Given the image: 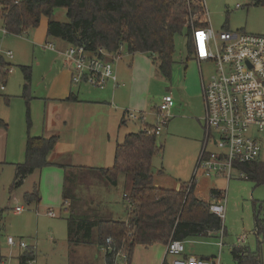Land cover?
<instances>
[{
	"label": "rangeland",
	"instance_id": "374dc122",
	"mask_svg": "<svg viewBox=\"0 0 264 264\" xmlns=\"http://www.w3.org/2000/svg\"><path fill=\"white\" fill-rule=\"evenodd\" d=\"M203 1L206 19L214 31L224 29L231 32L244 31L252 34H264V6H254L251 4V0ZM237 4L240 7L237 8ZM52 19L66 22L68 19L65 9L55 8ZM47 21V17H41L40 24L36 28L30 29L21 35L3 34L0 24V55L13 65V73L7 75V82H5L8 102L4 101L2 95L0 96V109L4 112L8 111L10 116V121L7 123L9 128L14 125H24L27 108H29L31 128L38 129V131L41 129L44 120H53V113L60 111L59 106H52V112L44 118V107L43 102H41V97L51 96H47V94L53 91V88H57L58 79L63 74L61 70L65 66L63 64L64 56L59 51L64 50L61 49L64 46L63 44L66 43L47 36ZM45 41L46 43H52L55 50L43 47ZM7 50H10L13 54L11 59L4 54ZM121 57L120 65L123 74L128 73L126 70L128 66L133 65L135 67L132 81L124 83L123 87L115 91L123 95L122 109H117L118 113L111 122L110 117L109 119L106 118L107 115L104 114V110L93 113L88 112L79 127L75 128V132L83 141L88 142L91 140L97 143L101 139L105 140L106 135L109 133L111 135V145H113L115 140L120 142L123 135L128 131L136 132L142 126L139 121H128L126 125L118 129L120 117L117 119V116L118 114L121 116L122 110L136 112L134 111L135 100L137 98L140 101L143 100L144 107L139 108V110L143 109V112L147 114L146 124L153 126L155 116L148 115V113L152 111L154 113L162 96L171 93L175 104L173 111L176 107H179V111L169 114L166 130L163 129L156 137L159 150L152 158V171L156 183L168 189H175L178 181H182L180 184L190 181L198 157V155H193L192 149L197 128L192 120L187 117L185 103L181 102L187 101L186 86L189 92L195 89L197 91L201 90L198 65L193 56H191L193 60L188 58L183 34H177L174 38V63L169 79L164 78L159 73L156 64L152 63L147 54L136 53L131 59L123 50ZM21 66H29L31 69L29 96L32 98L28 99V106L22 97L25 78ZM201 69L203 76L207 78L212 73L213 66L210 63H202ZM83 87V90L87 88L99 91L87 86ZM3 91L0 93L2 94ZM197 99H200V105ZM197 99L196 96L191 97L190 105L192 107L193 104L199 105L196 108L199 111L200 107L203 108V102L201 98ZM103 104L108 105L107 103ZM18 118L21 122H18ZM60 123L63 124V122H55V127L60 128L59 131L55 132L61 134L63 139L70 137L69 128L72 129L74 134V127L71 128L70 126L71 121H68L65 127L68 132L64 133L60 131L62 129ZM203 134L202 128L201 140ZM260 140V160L264 161V134L260 135ZM23 158L24 155L20 162ZM112 158L113 155L59 156L58 161L65 163L69 171L74 173L76 187H74V184H71V186L74 187V209L79 213L90 207L95 209L105 203L111 206L112 211L118 214L123 213L124 205L121 202V196L128 188L125 186L124 175L119 177L116 186H111L103 180L101 181L98 176L81 175V172L74 167V164H79L94 168H107L112 165ZM13 176L14 167L5 166L4 170L0 171V208H4L2 219H0V254L9 258V264H17L15 257L24 248L8 245L6 239L12 237L23 241L27 246L25 250L30 248L35 252V264H69L68 260H74V254L70 255V259L67 256L68 244L66 242L65 218L68 212L61 208V198L58 196L57 202H54V194L42 195L38 205H26L23 194L31 190L33 182L29 177L28 180L25 179L26 181L21 186L10 191ZM217 177L220 178L205 176L202 169L198 168L195 176V192L199 196L209 198L211 189L215 187L222 188L225 197V200H223L225 212L222 219L224 231L222 246L219 250L217 242L220 239V233L216 231L205 236L186 239L184 241L185 253L204 259L215 256L214 258H219L220 264H235L230 248L232 246H246L252 251L258 250L264 264V185H256L247 178L240 177V173L235 170L228 183L225 178ZM10 197L14 198L10 199ZM15 205L23 206L24 211L20 214H14L12 208ZM48 209L58 212V216L49 218L46 212ZM101 211L105 212V207H102ZM256 215L263 220L262 231L259 235L255 230ZM241 237H244L243 241H238V238ZM144 251L140 246L136 247L133 264H152L154 261L161 260L164 247L154 245L149 247L146 253H143ZM0 260L3 261L4 259L0 257Z\"/></svg>",
	"mask_w": 264,
	"mask_h": 264
},
{
	"label": "trees",
	"instance_id": "16d2710c",
	"mask_svg": "<svg viewBox=\"0 0 264 264\" xmlns=\"http://www.w3.org/2000/svg\"><path fill=\"white\" fill-rule=\"evenodd\" d=\"M254 6H264V0H251ZM203 0H0L2 29L8 34L21 35L36 28L41 17H47L46 34L66 44L83 46L87 51L99 47L115 52L125 46L129 53L147 54L155 63L159 73L170 78L174 63V38L183 34L188 52L192 54L191 26L188 15L200 19L203 15ZM55 8H64L66 22L52 19ZM194 25H203L194 20ZM8 64L0 57V81L6 80L4 68ZM25 82L23 93L28 106L30 67L21 66ZM70 93L66 100H74ZM27 131L24 158L15 163L10 189L22 185L27 176L48 165L64 168L62 198L66 210L67 241L70 247L79 244H97L100 248L106 239H111V251L104 252L106 263H111L115 253L126 255V264H131L135 246L183 240L193 236H205L221 229L218 215L210 212L209 204L194 195L192 182L182 184L179 189L157 187L153 181L152 158L159 150L157 135L141 129L127 133L116 145L113 164L110 167L94 168L74 166L81 175L98 176L107 184L116 186L121 175L125 176L127 191V219L115 218L96 207L78 212L74 209V173L67 165L52 162L48 154L58 137L32 136L29 133V110L26 111ZM0 125H4L0 120ZM150 127V126H148ZM245 178L256 185H264V161L237 165ZM94 177V176H93ZM74 184V187L71 186ZM219 197L217 191H212ZM27 205H37L40 200L39 187L34 183L31 190L24 192ZM91 204V203H90ZM0 211V219H2ZM262 219L255 216L258 233L262 231ZM231 255L236 264H263L258 251L246 247H232ZM19 264L34 260L32 249L23 250Z\"/></svg>",
	"mask_w": 264,
	"mask_h": 264
},
{
	"label": "built area",
	"instance_id": "2783aa9c",
	"mask_svg": "<svg viewBox=\"0 0 264 264\" xmlns=\"http://www.w3.org/2000/svg\"><path fill=\"white\" fill-rule=\"evenodd\" d=\"M187 19L191 26V55L199 66L203 102L204 137L196 168L202 169L205 175L229 179L234 170L239 171L238 164L255 161L261 153L260 135L264 134V35L224 29L214 31L206 19L205 9L200 19L190 14ZM194 20L203 25H194ZM2 31L7 34L4 29ZM44 47L55 50L52 43H45ZM118 51L109 52L102 47L87 51L83 46L69 45L62 55L73 63L71 82L86 83L99 89L105 88L108 83L116 87L118 83L113 64L119 57ZM4 54L9 59L13 56L10 50ZM202 63L213 66L207 78L201 71ZM12 72L13 66L8 64L4 73L8 75ZM4 89L5 83L0 81V92ZM173 105L171 93L162 96L156 123L150 127L145 125L142 129L159 135ZM125 116L126 119L139 118L142 123L145 122V116L136 112L128 111ZM240 175L245 177L241 172ZM209 209L222 218L224 207L221 197L210 203ZM22 210L20 205L13 208L15 213ZM47 215L53 217L55 213L48 210ZM7 243H18L24 249L27 247L23 241L16 242L12 237H7ZM110 243L108 237L103 252L111 251ZM184 252L183 240L170 239L165 253L172 260L167 264H219L216 260L186 256ZM27 264H35V261L29 260ZM109 264H126V255L118 251Z\"/></svg>",
	"mask_w": 264,
	"mask_h": 264
},
{
	"label": "crops",
	"instance_id": "0c3cea01",
	"mask_svg": "<svg viewBox=\"0 0 264 264\" xmlns=\"http://www.w3.org/2000/svg\"><path fill=\"white\" fill-rule=\"evenodd\" d=\"M203 4H204V1H203ZM204 9H205V4H204ZM0 24L2 26L1 20H0ZM45 43H46V41H45ZM63 45L64 46L62 47L61 50L65 49L70 44H63ZM43 47H44V44H43ZM118 50H119L118 51L119 57L117 60L114 61V64H113L114 71H115V74L117 76L118 85L116 87H113L111 83H108L106 85V87L103 89L93 87V86L86 84V83H80V84H74L73 85V83L70 82L72 71H73V63L69 62L64 57L63 64L65 66H63V69L61 70V71H63V74H61V76L58 79L57 88L56 89L53 88L54 90L50 91V93L47 94V96H49V95H51V96H49L47 98L41 97L42 98L41 102H43V107H44V118L46 117V115H50V112H52V110H53L52 106H56V107L59 106L60 111L53 113V120H50V121L44 120V123L42 124L41 129L39 131H38V129L31 128V123H30V128H29V133L32 136L49 137L52 135H56L58 137V140H57L54 148L48 154V159L50 161H52V162L55 161L59 164L66 165L63 162L58 161L60 155H113V158H114V151H115L116 145L123 141V138L127 133L132 132L130 130L127 133H125L122 137V140L120 142L118 140H115V142H114L115 144H113V145H111V138H110L111 135L109 133L106 135L105 140L101 139L97 143V142H95V141L93 142L91 140H89L88 142H85L80 138V136L77 134V132H75V128L79 127V124L81 123L84 116L88 112L93 113V112H99L101 110H104V114L106 113V115H107L106 118L109 119V117H110V122H111L115 119L116 114L118 113L117 109H122L123 103H124L123 95H121V93H116L115 91L117 89L123 87L124 83L132 81L133 76H134L135 67L133 65L130 67L128 66L126 69L128 73H125V74L122 73L121 65H120L121 64L120 62L122 59L121 52L123 50H125V52L127 53V55L131 59L134 57V55L136 53L141 54V55H143L144 53H141V52L129 53L126 50L125 46H121L120 49H118ZM59 53H62V52L59 51ZM191 56H189V59L193 60L191 58ZM2 58L4 59V57H2ZM4 61L7 64L11 65L5 59H4ZM196 64H197V62H196ZM198 71H199V66H198ZM201 71H202V69H201ZM30 75H31V69H30ZM199 76H200V72H199ZM170 77H171V75H170ZM6 80H7V77H6ZM6 80H5V82H7ZM62 80H63V82H62ZM69 83H71V84H69ZM29 85H30V81H29ZM83 86H87L88 88L97 89L99 91H93V90H90L87 88L85 90H83L84 89ZM28 88H29V86H28ZM200 88H201V84H200ZM186 90L188 92V94H186L187 101H181V102L185 103V110L187 111V114H188L187 117L192 120V122L195 124V126L197 128L196 134H195L194 139H193V148L192 149H193V155L199 156V151H200L201 143L203 140V138L201 140L202 128H203V115H202L203 108L200 107L199 111L196 110V108L200 105V99H197V98L202 99V91L201 90L197 91V89H195V90H190V92H189L187 89V86H186ZM28 92L30 93V88L28 89ZM22 93H23V91H22ZM70 93H72L74 95V97H75L74 100H66ZM1 95L4 98V101L8 102L7 87L6 86H5V89L2 92V94L0 93V96ZM193 96H196V99L199 100L198 106L193 104V107H192L190 105L191 97H193ZM30 98H32V97L28 96V99H30ZM43 98H44V101H43ZM103 103H107L108 105H105ZM113 103H115V104H113ZM143 105H144L143 100L140 101V100H138V98L135 100L134 111H136L137 114H141V115L145 116V122L144 123H142L139 118H134L132 120L126 119L125 115L128 111L122 110L121 116H120V114H118V116H117V119H118V117H120L119 123H118V129L121 126L126 125V122H128V121H131V122L139 121L142 124V126L140 127L139 130H141L143 128V126L148 125V124H146L147 114H145V112H143L144 111L143 109L139 110V108L144 107ZM103 106H105V107H103ZM158 106H157V109L155 110L154 113H153V111L151 113H148V115L155 116V121L153 124H155L157 119H158V116H157ZM174 106H175V104L170 108L169 114L170 113H176L177 111H179V107H176L173 111ZM28 110H29V108H28ZM100 113H102V112H100ZM104 114H102V115L104 116ZM7 115H8V117H7ZM9 117L10 116H9L8 111L4 112L2 109H0V120L4 124V125H0V171H3L5 166L14 167V169H15V163L20 162V160L22 159V157L24 155V145H25L26 131H27L26 119H25L24 125H22V126L14 125L13 127L10 126V128H9V124H7L10 121ZM183 117H185V116H183ZM19 121H20V119L18 118V122ZM57 121H58V123L63 122V124L60 123V126L62 127V129L60 131L63 133L68 132L67 128H65V127L67 126L68 121H71L70 126H71V128L74 127V134H73L72 129L69 128V132H71V134L69 135L70 137L67 139H63L61 134L55 132V131H59V129H60V128L57 129L55 127V122H57ZM201 126H202V128H201ZM166 128H167V123L162 127L161 131L163 129L166 130ZM203 137H204V134H203ZM109 153H111V154H109ZM113 158H112V164H113ZM258 159L260 160V155H259ZM194 160H195V158L193 159V161ZM197 160H198V157H197ZM195 164H197V161ZM74 166H83V165L74 164ZM85 167H92V166H85ZM197 171H198V169L196 168V165H195L194 171L192 174V178L190 179V181L184 182V183L186 184V183L192 182L194 185V195L197 198H199L200 200L208 203L209 205H210V203H214V201L217 198L221 197L222 204L224 207V212H225V205L223 203V200H225L224 199L225 197H224V193H223L222 188L215 187V188L211 189L209 198H204L202 196L197 195V193L195 192V188H196L195 176H196ZM238 173H240V171H238ZM203 174H204V172H203ZM205 176H214V175H205ZM29 177L31 178L33 184L34 183L38 184L39 193H40L39 202L41 201L42 195L54 194V197H55L54 202H57V198L59 196L61 198V208H63L66 212H68V210H66V207L68 205L67 202H65L64 207H62V204L64 203L63 198H62L63 182H64V168L63 167L57 166L56 164L48 165V166H45L41 169L35 170L26 179L28 180ZM221 177L225 178L227 183H228V181L230 180V178L232 176L229 179H227L224 176H221ZM240 177H244V176L240 175ZM215 178H220V177H217V175H216ZM25 181L26 180H24L23 182H25ZM153 181H154L155 186L165 188L164 186H161L160 184L155 182L154 176H153ZM214 182H217V181H214ZM180 183H182V181H178V183L176 184V186H175L176 190L179 189L180 186L182 185ZM9 190L13 191V189L11 190L10 188H9ZM213 190L217 191L220 196L217 197L218 196L217 194H215V193L212 194ZM12 198H14V197H12ZM12 198L10 197V199H12ZM121 202L124 205L123 213H121V214H118L115 211H112L111 206L109 204H106V203L104 205L98 206V208L101 210L102 207H105V211L112 213V215L115 218L127 219V214H126V210H125L126 201L125 200L123 201V194L121 196ZM15 206H18V205H15ZM13 208H12V210H13ZM48 208H50V207H48ZM3 209L4 208H0V211H2L1 215L3 214ZM24 209L25 208L23 207V210L21 212L15 213L13 211V213L14 214H20L24 211ZM48 210H53V209H48ZM53 211L55 213V216L52 217V216L47 215L49 218H56L58 216L57 215L58 212H56L55 210H53ZM223 217L222 218L220 217L221 222H222ZM65 223H66V218H65ZM255 230H256L257 235H259L260 233H258V231H257L256 224H255ZM217 232L220 233V239L217 242V245H218L219 250H220V248L222 246V239H223V234H224L223 226ZM211 233H213V232H211ZM193 237H196V236H193ZM243 239H244V237L238 238V241H243ZM14 240H16V239H14ZM18 241L19 240H16V242H18ZM66 242L68 244V241H67V224H66ZM6 243H7V239H6ZM8 245H10V244H8ZM14 245H16L18 248H20L18 246V243L14 244ZM154 245H162L164 247V254H163V257L161 258V260L154 261L152 264H167L168 262H170L172 260V258L165 253L166 244L154 243L151 245H141L140 244V245L135 246L130 263L133 264L136 247L140 246V248L142 250H145L143 253H146L148 251V248L152 247ZM10 246H12V245H10ZM232 247H242V246H232ZM232 247L230 248V252H231ZM244 247H246V246H244ZM249 250H250V248H249ZM67 252H68L67 256H69V259H70V255L74 254V260H71V259L68 260L69 264H108L105 261V255H104L102 248H100L97 244H79V245H76L74 247H70L68 244ZM19 254L15 257L17 264H19V258H18ZM184 254L186 256H190V254L187 255L188 253L186 254L184 252ZM0 257H2L4 259L3 261L0 260V264H9V258L6 255L0 254ZM35 257H36V255H35ZM214 257L215 256H211V258H205V259L216 260L220 264L219 258L218 257L214 258ZM202 259H204V258H202Z\"/></svg>",
	"mask_w": 264,
	"mask_h": 264
}]
</instances>
